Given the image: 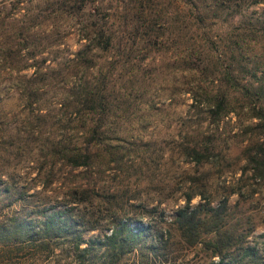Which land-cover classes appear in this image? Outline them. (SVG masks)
Instances as JSON below:
<instances>
[{
    "label": "rangeland",
    "instance_id": "374dc122",
    "mask_svg": "<svg viewBox=\"0 0 264 264\" xmlns=\"http://www.w3.org/2000/svg\"><path fill=\"white\" fill-rule=\"evenodd\" d=\"M259 148L264 0H0L10 264H264ZM186 202L193 242L174 216ZM54 211L80 247L121 222L146 229L77 261L68 237L34 232Z\"/></svg>",
    "mask_w": 264,
    "mask_h": 264
},
{
    "label": "trees",
    "instance_id": "16d2710c",
    "mask_svg": "<svg viewBox=\"0 0 264 264\" xmlns=\"http://www.w3.org/2000/svg\"><path fill=\"white\" fill-rule=\"evenodd\" d=\"M94 37V35L92 36ZM98 37L100 35L98 34ZM92 38L90 37V40ZM98 39V38H97ZM95 45V44H94ZM91 90L84 91V93L90 92ZM221 111V106L219 103L216 104V108L214 109V113H218ZM262 147V146H261ZM261 150L262 155L264 156V148H259ZM263 164H264V157ZM254 159V158H252ZM187 199V198H186ZM188 201V200H186ZM199 206H190L188 202L184 205L177 207L174 210L175 220L177 222V226L180 229L182 235L187 238L188 241L193 242L196 240L195 238H190L192 234L197 235V228L199 225L196 223V219H199ZM58 211L50 212L49 214H45L43 218H41L39 225L37 226V230L34 232L40 233L42 237L45 234L52 232L55 235L63 234L70 239V249L73 253V260L79 261L81 256L85 251H88L89 248H93V245L97 244L98 246H114L117 244L118 247L123 248L128 246L131 248V242L137 241L142 238L143 230L146 227L141 225H129L126 221L121 222L117 227L112 228L109 232H105L102 236L94 237L90 239L89 245L79 246V242L83 241L79 233L75 231V226L72 225L69 221L59 215ZM23 224H25L23 222ZM26 236L32 237L29 234ZM264 236V233H263ZM44 239V238H41ZM22 241V240H19ZM29 241V238L26 239ZM141 243V242H140ZM46 244V243H45ZM91 245V246H90ZM150 245V243H149ZM18 248V247H17ZM13 245L8 243H2L0 245V264H10L9 260L12 257ZM130 250V249H129ZM202 264H231L228 260H225L223 257H217V259H211Z\"/></svg>",
    "mask_w": 264,
    "mask_h": 264
}]
</instances>
